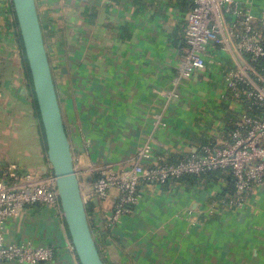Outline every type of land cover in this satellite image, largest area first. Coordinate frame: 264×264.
<instances>
[{
  "label": "crops",
  "instance_id": "0c3cea01",
  "mask_svg": "<svg viewBox=\"0 0 264 264\" xmlns=\"http://www.w3.org/2000/svg\"><path fill=\"white\" fill-rule=\"evenodd\" d=\"M35 1L79 178L76 164L84 174L92 164H121L145 142L154 152L171 155L219 138V125L228 116L219 102L223 71L234 51L209 46L205 67L173 84L189 9L169 0ZM4 13L0 0V164L39 172L48 162L43 128L25 54ZM61 84L70 88L69 97H60ZM221 187L147 186L107 233L104 216L116 197L112 190L92 202L87 218L95 242L96 234L109 238L100 241L108 264H264V228L256 226L264 224V186H254L244 207L201 216ZM188 219L204 227L186 232ZM0 227L6 243L54 249L51 260L34 264H79L57 208L27 206Z\"/></svg>",
  "mask_w": 264,
  "mask_h": 264
},
{
  "label": "built area",
  "instance_id": "2783aa9c",
  "mask_svg": "<svg viewBox=\"0 0 264 264\" xmlns=\"http://www.w3.org/2000/svg\"><path fill=\"white\" fill-rule=\"evenodd\" d=\"M2 2L19 39L12 0ZM213 45L234 51L223 71L219 96L221 106L228 105L234 113L219 125V137L226 122L234 119L230 137L207 138L215 141L198 144L190 155L176 161L154 152L145 142L124 163L92 164L87 171L92 180L88 184L80 181L82 197L97 203L115 190L111 210L104 216L110 229L141 200L144 188H160L163 182L185 174L231 172L234 191L222 199L213 198L208 204L213 211L217 203L241 208L254 186H264V0H193L184 16V43L173 84L204 68L206 53ZM45 167V171L33 172L15 164H0V224L34 205L57 208L63 218L56 177L49 162ZM69 247L74 252L71 240ZM53 254L49 245L6 243L0 227V264H34L51 260Z\"/></svg>",
  "mask_w": 264,
  "mask_h": 264
},
{
  "label": "water",
  "instance_id": "95a60500",
  "mask_svg": "<svg viewBox=\"0 0 264 264\" xmlns=\"http://www.w3.org/2000/svg\"><path fill=\"white\" fill-rule=\"evenodd\" d=\"M88 1V0H82ZM43 128L47 161L56 177L64 223L79 264H104L92 234L74 167L35 0H12ZM43 167L42 171H45ZM92 177L84 176L85 183Z\"/></svg>",
  "mask_w": 264,
  "mask_h": 264
},
{
  "label": "trees",
  "instance_id": "16d2710c",
  "mask_svg": "<svg viewBox=\"0 0 264 264\" xmlns=\"http://www.w3.org/2000/svg\"><path fill=\"white\" fill-rule=\"evenodd\" d=\"M169 1L172 4L179 6L182 10L185 11V10L190 9V7L192 6L193 0H169ZM40 24H41V30L43 33L44 23L41 19V16H40ZM19 42L21 43V47L23 48V43H22L21 37H19ZM23 50H24V48H23ZM47 55H48V53H47ZM48 60L50 63V68L52 71V76H53L55 87H56V82H55V78H54L55 75L53 73V67L51 65V61H50L49 56H48ZM261 61H264V60H261ZM259 62L260 61H258L257 64ZM257 67L259 68L260 66L257 65ZM28 71H29V69H28ZM222 108L224 110H226L228 114H230L232 112L228 105H223ZM36 109H37L38 118L40 119L37 105H36ZM231 114H232V116L234 115L233 112ZM234 127H235L234 119L228 120L226 122L222 132L220 133L221 137H219L218 139L221 138L220 140H224V138H226V139L229 138L230 133ZM214 141H215V139L214 140L204 139V140L200 141L199 145L206 144L209 142H214ZM191 153H192L191 151L190 152H184V153L176 152V153L170 155L169 160L170 161H176V160L187 157ZM178 184H183V186H192V185L196 186V185H206V184H211V185L212 184L213 185L220 184L221 185L222 184L220 191L217 193V195H215V199L216 198L222 199L227 194L230 195L234 191L233 175L231 174V172L229 170H213V171H206V172H203L200 174H185V175L181 176L180 178L169 179V180L163 182L160 187H161V189L167 190L170 187H172L173 185H178ZM212 201H213V198L209 200V203H211ZM92 202L93 201L90 199H86L84 201L87 213H89V211H90V207L93 204ZM233 207H235V206H228V205H224L222 203H217L215 206V208H217L218 210L223 209V208L231 209ZM89 225H90V228H91L92 233H93V226H92L93 221L90 218H89ZM105 231L108 233L110 231V228L105 226ZM96 242H97V240H96ZM97 248H98L99 254H100L104 264H108L107 260L104 257V254L101 250V245L98 243H97Z\"/></svg>",
  "mask_w": 264,
  "mask_h": 264
},
{
  "label": "rangeland",
  "instance_id": "374dc122",
  "mask_svg": "<svg viewBox=\"0 0 264 264\" xmlns=\"http://www.w3.org/2000/svg\"><path fill=\"white\" fill-rule=\"evenodd\" d=\"M39 5V4H38ZM52 5V4H51ZM58 91H59V93H60V97H62V95H65V96H68L69 97V94H70V92L71 91H68V89L70 90V88L66 85V84H61V85H58ZM68 91V92H67ZM63 105H64V103H63ZM79 165V163L78 164H76V167L78 168V170L80 171V181H81V183L82 184H84L85 183V181H84V176H85V174H88L87 172H85V174L83 173V167H79L78 166ZM89 167H91V165L90 166H88L87 167V169L89 168ZM83 173V174H82ZM83 193L85 194L86 193V191L84 190L83 191ZM245 206V204L244 205H242V207H244ZM203 210L204 211H206L207 212V214H205L204 212H202L201 213V216H208V218H212L215 214L216 215H219V211H211V210H209V207H205V208H203ZM200 215H199V217H201ZM207 218V219H208ZM223 218H224V215H223ZM202 219H204V218H202ZM205 220V219H204ZM186 221H188V223H190V225L188 224V225H186V226H188V228H185L184 229V231H186V232H188L189 231V229L191 228L190 226H199V228L201 227V229L204 227L198 220L197 221H195V220H190V219H188V220H186ZM226 223V221H224V224ZM207 226V225H206ZM226 225H224L223 227H225ZM256 226H258L259 228H264L263 226H264V224L261 226V224L260 223H256ZM229 227L231 228L230 230L232 231V230H234L235 229V226L234 225H229ZM222 228V227H221ZM234 228V229H233ZM264 230V229H263ZM233 232V231H232ZM94 235H95V233H94ZM221 236H224L225 237V235L222 233V235ZM224 237H221L220 239L222 240V241H224L223 239H224ZM95 238L97 239V242H98V244H100V241L102 240L103 242H104V240L107 242L108 240H109V238H107V239H105V238H103V237H99V234H96L95 235ZM240 239V238H239ZM246 240V239H245ZM245 240H242V241H245ZM210 245V244H209ZM242 247H244V244L242 245ZM216 251H219L220 252V249L219 248H216L215 249Z\"/></svg>",
  "mask_w": 264,
  "mask_h": 264
}]
</instances>
